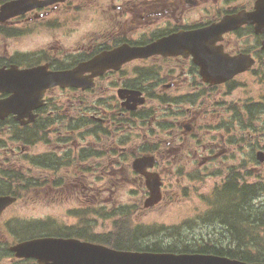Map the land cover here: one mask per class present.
Here are the masks:
<instances>
[{
  "label": "flooded vegetation",
  "instance_id": "flooded-vegetation-1",
  "mask_svg": "<svg viewBox=\"0 0 264 264\" xmlns=\"http://www.w3.org/2000/svg\"><path fill=\"white\" fill-rule=\"evenodd\" d=\"M16 1L20 0H0V40L42 30L54 33L56 37L71 38L78 33L79 22L68 26L74 19L63 20L57 15L68 11L71 0H25L33 8L21 14H16ZM71 5L76 10L90 7V14L83 24L85 36L71 47L59 44L56 38L35 53L30 49L10 52L6 47L0 52V70L45 67L48 73L75 72L90 63L78 73V87L57 85L42 93L40 106L33 111L35 121L20 126L17 118L27 121V114L0 113L4 115L0 124L11 123L13 127L24 129L26 139L31 137L26 129L33 128V132L44 127L47 138L56 130L58 143L49 150L53 156L43 162L56 165V158L61 163L73 164L74 157V160L86 159L90 164L95 158L96 129V133L106 139V144L98 147L107 152L112 150L117 155L114 162L122 166L121 157L128 149L122 141L124 137L119 142L115 138L125 132V128L126 132L135 129L143 140L140 148L137 145L134 148L135 151L139 149L140 154L132 161L144 156L153 158L152 168L144 172L159 177L161 201L166 193L161 168L190 162L208 164L215 159L221 161L222 155L225 157L228 153L225 146L234 145L239 135L249 137L250 158L237 159L238 165L251 162L255 163L254 168L261 166L256 154L260 152L264 157V92L256 97H239L238 101L232 102L239 109L233 111L231 118L236 116L239 123H233L235 126L231 131L227 124L213 127L209 121L220 119L225 106L232 104L225 98L233 90L264 89V0H73ZM63 27H66L65 33H55ZM144 48H152L154 52L138 57L126 53ZM198 54L202 58H198ZM211 67L217 72L204 70ZM232 71L238 72L229 74ZM215 79L220 80L216 82ZM10 96V92H0V104ZM86 98H93L94 105L80 114L78 105ZM150 101L159 104L160 108L167 104L169 110H174L172 121L166 118L167 123L156 115L146 120L148 114L144 108ZM129 105L134 108L128 109ZM0 109L7 107L0 106ZM80 117L86 118L91 127L84 131L74 130L73 124L75 128L83 126L79 124ZM65 119L71 122L68 130L63 129ZM201 131L205 134L199 140L195 133ZM83 135L92 141L84 144L80 140ZM8 149L1 148V159L3 151ZM24 150L25 147L18 149L20 153ZM232 156L235 158V153L232 152ZM5 161L3 158L0 164L10 166ZM136 176V182L144 188V176ZM66 178L72 186L70 178ZM58 188L51 191L56 192ZM64 190L71 195L79 194L74 186L62 188V193ZM141 192L148 196L146 190ZM246 227L264 228L258 225ZM238 229L235 224L209 225L206 236L176 244L187 252H173L264 264V247L259 246L264 239H240L236 233ZM262 235L264 232L253 234ZM8 237V230L0 228V264H37L31 258L15 257L10 249L17 242L37 236L16 242L9 241ZM158 244L164 246L159 240Z\"/></svg>",
  "mask_w": 264,
  "mask_h": 264
},
{
  "label": "rangeland",
  "instance_id": "rangeland-1",
  "mask_svg": "<svg viewBox=\"0 0 264 264\" xmlns=\"http://www.w3.org/2000/svg\"><path fill=\"white\" fill-rule=\"evenodd\" d=\"M72 1H70L67 12H58L57 15L63 20L74 19V23L68 26L75 25V22L80 23V26H77L78 33L76 35L71 38L65 37V35L56 37L54 33L51 34L44 30L40 33L33 31L5 41L0 40V52H3L6 47L10 52H24L30 49L31 53H35L47 44L54 42L56 38L59 44L62 43L66 48L71 47L79 38L85 36L86 31L83 29V24L85 18L90 14V7L76 10L71 5ZM65 31L66 27H63L55 33H65ZM263 92L264 89L258 87L238 88L233 90L225 100L232 103L238 101L239 97H256ZM92 100L93 98H86L83 104L78 105L80 114L88 111L94 105ZM235 109H239L237 104L226 105L220 119L209 121V125L224 127L227 124L228 130L231 131V128L239 123L236 116L231 118ZM144 111L148 114L146 120H150L152 116L156 115V118L168 123L166 118L171 122V113L174 110H169L167 104H162L160 108L159 104L150 101ZM86 122V118L80 117L79 124L83 126L75 128L76 125L73 124L74 130L84 131L91 127ZM131 125L134 127L133 124ZM70 127L71 122L65 119L63 129L68 130ZM32 129H26L31 134L30 138L20 139L24 129L13 127L11 123L0 124V154L2 147H9L8 150L3 151V158L10 164V166L0 164V181H4L6 188L20 189V195L0 216V228L5 227L8 230V240L11 242L26 239L34 232L37 235L45 236L50 233L67 232L68 229L89 235H106L111 233L115 223L123 221L125 225L155 227L153 229L155 233L158 231L155 238L144 241L159 240L161 244L169 243L176 246L180 241L196 240L206 236L208 226L218 224L215 223L218 215L216 213L215 219H211L213 223L208 221L209 212L214 211L213 208L217 207L216 201H212L211 198L215 191L222 188L230 176L241 179L240 183L246 181L262 185L264 189V164L254 168L255 163L249 162L247 167L244 163L240 162L244 164L243 167L237 163V159L241 161L250 158L249 137L239 135L236 137L234 145L230 143L225 146L228 153L225 157L222 155L221 161L215 159L208 164L200 165L190 162L186 165L175 164L169 168H161L164 171L166 193L162 201L155 207L144 208L143 202L147 196L141 191L146 189L136 182V174L140 175V173L132 168V159L140 154L139 149L135 151L134 148L136 145L140 148L143 140L142 135H138L135 129L126 132L125 128L126 133L121 131L123 133L115 138L119 142L124 137L122 141L128 149L121 157L124 162L122 166L114 162L117 155L112 150L107 152L108 150L104 151L98 147L99 144H106V139L104 135L96 133V131L98 132L96 129L95 158L90 164L86 159L79 160L77 158L78 160H74V157H72L73 164L66 161L61 163L54 157L56 165H49L43 161L51 159L49 156H53L49 154L51 152L49 150H52L58 143L56 130L47 138L43 132L44 127L33 132ZM124 134L125 136H123ZM195 134L201 140L205 132L201 131ZM111 138L113 139V136ZM238 139L240 140L238 141ZM14 140L15 142L12 143ZM80 140L84 144L89 140L92 141L86 135L81 136ZM237 141L239 144H236ZM21 147H25L22 153L18 151ZM10 149L13 150L10 151ZM232 152L235 153V158L232 156ZM2 159L0 158V160ZM66 177H69L72 186L78 189V195L68 194L66 190L62 193V188L72 187L68 185ZM16 180L19 183L28 181L27 183L39 186V188L24 190L16 184ZM57 187L59 188L56 192L51 191ZM83 187H85L84 190ZM262 195L264 196V190H262ZM24 224H31L35 231L33 233L23 232ZM40 230L45 234H41ZM255 239H264V236H255ZM259 246L264 247V243ZM175 249H179V246H176Z\"/></svg>",
  "mask_w": 264,
  "mask_h": 264
},
{
  "label": "water",
  "instance_id": "water-1",
  "mask_svg": "<svg viewBox=\"0 0 264 264\" xmlns=\"http://www.w3.org/2000/svg\"><path fill=\"white\" fill-rule=\"evenodd\" d=\"M14 8L17 11L16 14H21L33 7L27 4L25 0H20L15 2ZM11 9L13 7L10 4ZM128 51L126 53L133 54L135 57L154 52L152 48ZM202 55L206 56L205 54ZM197 57L202 58L200 54ZM127 59L128 57L124 60ZM84 65L75 72L48 73L45 67L23 71L17 69L0 70V92L12 93V96L1 102L0 106L7 107V109H0V113L5 115L11 112L18 115L21 112L23 115L27 114L29 117L27 121H24L21 117L17 118V122L23 126L35 121L36 116L33 111L40 106L42 93L47 88L57 85L78 87V82H80L78 73ZM204 70L217 72L214 67ZM236 72L238 71H232L229 74H235ZM215 80L217 82L220 79ZM127 108L132 110L134 107L129 105ZM1 114L0 118L2 119L4 115ZM256 158L261 164H264L262 153H257ZM153 164V158L146 156L135 159L132 163V168L144 176L145 187L148 191V196L143 202L144 208L153 207L161 200L159 177L154 173L144 172L146 169L152 168ZM15 200L11 196H0V216ZM10 249L17 258H32L36 260L37 264H247L212 255L117 250L105 245L73 238L40 237L20 242Z\"/></svg>",
  "mask_w": 264,
  "mask_h": 264
},
{
  "label": "trees",
  "instance_id": "trees-1",
  "mask_svg": "<svg viewBox=\"0 0 264 264\" xmlns=\"http://www.w3.org/2000/svg\"><path fill=\"white\" fill-rule=\"evenodd\" d=\"M25 130L20 135V139H26ZM17 179V178H16ZM241 179L233 178L230 176L221 189L215 191L212 195V201H216L217 207H214V211H210L208 221L215 219V223L218 224H235L240 229L236 231L240 235V239H255L253 234L264 232V228L246 227V226H264V196L262 195L263 186L243 181ZM20 182L16 180V184L21 186L22 189L39 188V186L31 185L30 183ZM240 184V185H239ZM4 181H0V196L9 195L14 198L20 195V189H10L5 187ZM215 206V205H214ZM212 213V215H210ZM213 223V222H212ZM155 227H137L133 224L125 225L123 221L114 224V229L110 234L106 235H89L87 233H81L79 231L67 230V232L50 233L45 236H57V237H73L77 239L87 240L93 243L102 244L117 250L124 251H136V252H171L180 253L187 252L185 248L175 249L171 244H162L159 246L158 240L147 243L146 239L151 240L155 238L157 233L153 230ZM23 230L29 233H33L35 230L31 224L23 225ZM41 233V230L39 231ZM234 232V231H233ZM39 233V234H40ZM45 234V232L41 233ZM32 236H37L34 232ZM161 244V243H160ZM173 250L175 252H173ZM194 252V251H190Z\"/></svg>",
  "mask_w": 264,
  "mask_h": 264
},
{
  "label": "bare ground",
  "instance_id": "bare-ground-1",
  "mask_svg": "<svg viewBox=\"0 0 264 264\" xmlns=\"http://www.w3.org/2000/svg\"><path fill=\"white\" fill-rule=\"evenodd\" d=\"M209 42V41H208ZM209 45V44H208ZM212 48V47H211ZM210 50V49H209ZM249 143V142H248ZM246 164V163H245ZM243 167V166H242ZM246 167H247V165H246ZM245 168V167H244ZM240 185V184H239ZM200 250V249H199Z\"/></svg>",
  "mask_w": 264,
  "mask_h": 264
}]
</instances>
